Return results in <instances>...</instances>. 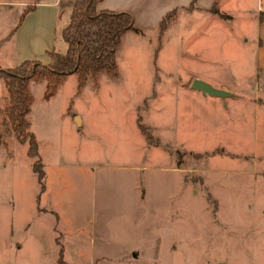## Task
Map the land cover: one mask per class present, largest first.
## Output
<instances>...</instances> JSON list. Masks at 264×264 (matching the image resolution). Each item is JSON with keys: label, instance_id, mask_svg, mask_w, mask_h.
I'll return each instance as SVG.
<instances>
[{"label": "rangeland", "instance_id": "1", "mask_svg": "<svg viewBox=\"0 0 264 264\" xmlns=\"http://www.w3.org/2000/svg\"><path fill=\"white\" fill-rule=\"evenodd\" d=\"M263 17L264 0L178 8L123 34L115 72L72 70L48 98L52 75L30 77L42 178L0 76V264H264Z\"/></svg>", "mask_w": 264, "mask_h": 264}, {"label": "trees", "instance_id": "2", "mask_svg": "<svg viewBox=\"0 0 264 264\" xmlns=\"http://www.w3.org/2000/svg\"><path fill=\"white\" fill-rule=\"evenodd\" d=\"M72 1L68 21L61 31V38L66 43L63 51L54 48L48 50L47 63L38 59H25L16 66L0 68V76L3 77L7 88V103L2 108L4 122L11 126L21 141L28 143L27 153L36 158L34 170L40 178L44 176V171L38 156L37 140L29 129L28 120L32 100L27 90L29 78L39 76L41 73L52 75L46 84V98L56 92L61 77L72 70L77 72L79 86H82L89 73L102 70L115 72L117 68L115 51L123 34L127 30L140 32L129 12L98 10L97 3L101 0ZM33 6L34 3L26 6L23 15ZM173 11H169L163 17L160 25Z\"/></svg>", "mask_w": 264, "mask_h": 264}, {"label": "crops", "instance_id": "3", "mask_svg": "<svg viewBox=\"0 0 264 264\" xmlns=\"http://www.w3.org/2000/svg\"><path fill=\"white\" fill-rule=\"evenodd\" d=\"M214 2L215 0H101L97 3V9L129 12L135 26L146 32L156 30L169 11L190 6L191 3L198 9H207ZM28 3H34V6L23 15ZM72 5V0H0V68L16 66L25 59H38L47 63V51L54 48L60 15L63 10H67L68 15ZM129 32L132 31L127 30L125 33ZM263 46L264 38L260 49ZM259 61L264 66V52Z\"/></svg>", "mask_w": 264, "mask_h": 264}, {"label": "water", "instance_id": "4", "mask_svg": "<svg viewBox=\"0 0 264 264\" xmlns=\"http://www.w3.org/2000/svg\"><path fill=\"white\" fill-rule=\"evenodd\" d=\"M192 86L202 91L208 92L209 94H215L217 92V90L212 86H210L207 82L198 78H195L192 81Z\"/></svg>", "mask_w": 264, "mask_h": 264}]
</instances>
